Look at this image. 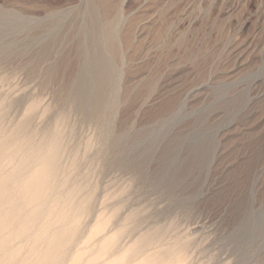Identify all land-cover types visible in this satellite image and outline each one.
I'll use <instances>...</instances> for the list:
<instances>
[{"label": "rangeland", "instance_id": "374dc122", "mask_svg": "<svg viewBox=\"0 0 264 264\" xmlns=\"http://www.w3.org/2000/svg\"><path fill=\"white\" fill-rule=\"evenodd\" d=\"M0 109L61 139L52 264H264V0H0Z\"/></svg>", "mask_w": 264, "mask_h": 264}, {"label": "bare ground", "instance_id": "6f19581e", "mask_svg": "<svg viewBox=\"0 0 264 264\" xmlns=\"http://www.w3.org/2000/svg\"><path fill=\"white\" fill-rule=\"evenodd\" d=\"M26 127L27 122H23L6 135H2L0 129V234L8 229L13 220L35 228L55 241L53 249L43 256L45 264H52L51 259L62 252L67 242L73 241V224L78 222V218L72 210L70 197L63 210L51 204L52 193L59 184L60 137L45 138L39 145L23 151L20 138ZM20 151L23 152L21 157L18 156ZM5 240L0 238V253L5 259H10L12 257L5 252ZM141 248L135 252L141 251ZM172 258V251L163 252L159 264H172ZM140 264H152V259L147 258Z\"/></svg>", "mask_w": 264, "mask_h": 264}, {"label": "clouds", "instance_id": "9594fccd", "mask_svg": "<svg viewBox=\"0 0 264 264\" xmlns=\"http://www.w3.org/2000/svg\"><path fill=\"white\" fill-rule=\"evenodd\" d=\"M8 229L11 235L5 240V252L13 258L15 264H45L43 256L53 249L54 239L19 220H13ZM0 264L10 262L8 259H0Z\"/></svg>", "mask_w": 264, "mask_h": 264}]
</instances>
